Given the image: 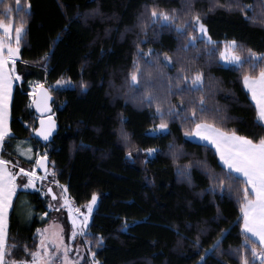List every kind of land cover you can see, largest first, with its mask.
<instances>
[{
  "label": "trees",
  "instance_id": "obj_1",
  "mask_svg": "<svg viewBox=\"0 0 264 264\" xmlns=\"http://www.w3.org/2000/svg\"><path fill=\"white\" fill-rule=\"evenodd\" d=\"M29 2L21 46V56L28 64L17 62L24 79L14 87L11 127L15 137L6 145L4 158L32 166L33 162L15 151L18 139L30 137L37 153H46L54 162L55 179L67 185L76 206L89 202L93 194L99 196L85 240L92 241L91 249L101 264H202L203 250L211 248L224 229L230 230L221 245L225 254L209 253L207 264H239L236 256L227 254L243 241L239 227L242 221L238 220L239 193L213 194L208 190L212 181L206 175L207 169L216 174L224 172L218 155L214 149L205 148L203 142L185 136L190 122L178 117L165 118L167 131H153L160 123L155 102L152 107L142 102L145 89L132 87L129 76L133 62L139 60L145 75L151 72L148 78L156 81L152 90L162 106L167 109L171 104L183 111L181 93L173 89L165 95L166 83L137 47L145 53L150 48L167 53L175 64L164 67L160 61L167 76L175 77L182 66L205 73L206 98L220 114L230 117L223 123L217 118V126L234 128L253 138L264 135V128L256 123L254 102L241 82L242 74L258 75L259 68L245 64L243 70H236L219 59L223 43L228 40L238 42L241 56L246 57L248 50L264 54L261 0H243L255 6L257 23L245 20L238 10L216 8L207 12L214 0H195V11L201 13L212 40L218 42V51L211 57L213 46L198 40L195 47L183 51L187 37L151 24L153 7L169 13L177 10L180 19L176 23H183L187 19L183 15L185 0H21L19 7L15 0H0V19H9L5 5L12 4V19L17 26ZM229 2L220 0L222 4ZM95 10L98 14H90ZM248 15L253 16V12ZM142 21L148 24L147 34L141 29ZM33 80L48 86L55 96L54 114L60 127L49 143L33 135L37 124L29 85ZM60 80L69 83L52 87ZM191 98L184 94L185 106ZM149 148L158 151L149 154ZM197 161L205 162L207 169L198 167ZM189 162L191 182L178 172V165L183 167ZM52 167L50 163L49 172ZM25 198L35 214H49V207L39 189L17 195L9 217V242L30 247L44 222L37 215L30 221L23 219L20 201ZM101 236L103 241L97 246ZM256 246L260 247L258 243ZM14 258H25L23 251L17 250Z\"/></svg>",
  "mask_w": 264,
  "mask_h": 264
},
{
  "label": "snow or ice",
  "instance_id": "obj_2",
  "mask_svg": "<svg viewBox=\"0 0 264 264\" xmlns=\"http://www.w3.org/2000/svg\"><path fill=\"white\" fill-rule=\"evenodd\" d=\"M21 0H15V6L19 7ZM261 12L259 22L264 24V0H261ZM31 8L30 2L27 3L20 15V23L14 27L12 13L13 5L6 4L5 12L9 19H0V264H101L97 259V254L92 251V241H86L88 245L87 251L89 258L80 255V249L69 246L64 238L63 227L53 231L51 229H37L38 243L29 248L28 245L10 244L9 239V213L14 210L13 198L17 195L19 188H36L37 182L47 180L49 176L53 179L52 184L59 185L62 190V196L57 197L52 187H47L44 195H51L53 201H57L58 207L49 205L54 212L66 209L71 216V236L72 241L76 240L77 235L87 236L89 221L92 216L93 208L97 203L98 196L93 194L91 200L81 207H76L74 201L68 195L67 185L59 184L56 178L54 162L48 160V156L39 155L35 157L34 167L26 169L20 167L18 162L13 163L11 160L4 158L6 145L10 144L14 139L15 133L11 127L12 108H13V85L23 81V76L17 70V62L24 65L28 61L21 56L22 40L26 35V27L24 23V13ZM216 8H225L227 11L238 10L245 20L250 23H257L255 6L253 4L243 3V0H231L229 3H220V0H214L207 9V12L214 11ZM253 12V16H249L248 12ZM92 15L98 14L95 10ZM183 15L187 19L183 23H176L180 19V14L173 9L172 13L168 11H158L155 7L150 10V18L152 25H159L161 28H169L174 30L178 37H187V44L183 45V51H187L189 46H196L198 40L205 44L213 46L209 50L211 57L214 51H218L216 47L217 41L212 40L208 35V29L203 22L200 12L195 11V0H185L183 6ZM148 24L142 21L141 29L147 34ZM58 39L60 37H57ZM240 45L236 40L226 41L223 51L219 52V59L228 65H232L236 70H243L245 64L251 69L259 68L258 75L244 73L241 76V82L247 92L250 93L251 100L254 102L256 110V123L260 128H264V54H256L248 50V55L241 56L238 53ZM178 51H180L178 49ZM137 52L148 58V63L156 67L161 79L166 83L167 89L165 95L170 94L173 89L181 93L180 105L181 111L174 105L169 104L167 109L162 106L159 96L153 93V87L156 81L149 79L151 72L145 75V70L141 67L139 60L133 62V71L130 73L129 81L132 87L144 88L145 91L140 99L149 107L155 102V115L159 118L160 123L153 128L156 132H165L168 130V122L166 117H178L182 122H190L184 135L195 137L204 142L205 148H212L219 157V163L224 169L223 174H216L211 169H207V165L203 161H197V166L207 169L206 175L212 181L209 185V191L213 194L217 192L227 191L229 194L233 192L239 193L238 203L240 216L238 220L242 221L241 234L243 241L240 247L229 249L228 255L236 256L239 264H264V135L253 138L249 135H241L236 129H226L217 126L215 122L218 118L222 123L227 122L230 117L220 114V110L212 106L209 99L206 98L205 73L202 70H192L181 67L175 77L167 76L160 65L163 61L164 67L172 66L173 57L167 53H157L154 49H148L145 53L137 47ZM47 59V56H45ZM191 73V75L189 74ZM142 77L143 83H142ZM175 80V83H173ZM31 83V82H30ZM69 81L60 80L57 84H65ZM183 83L184 87H180ZM162 86V85H161ZM87 87V85H82ZM184 94H189L192 98L188 101L189 106H185ZM31 104L43 114L50 113L51 107L48 103L51 100V94L43 84L36 82L32 84V92L30 93ZM208 114L211 115L210 122ZM56 128L55 120L48 116L47 120H40V127L33 128L32 131L37 135L48 140L52 132ZM23 143V142H21ZM16 151L22 156L32 159L29 155L32 153L31 147L26 150L21 148L20 144L16 145ZM149 154L156 153V148L146 150ZM131 157L132 153L129 151ZM175 157V153H173ZM49 163H52V171L49 172ZM37 169H42L44 175H39ZM179 174L188 182L192 179V164L180 167L178 165ZM23 177L26 183L21 181L17 183V178ZM225 177L227 179H225ZM62 200V203L59 201ZM85 210L82 211L81 208ZM48 213H43L42 218ZM28 218H31V211L27 212ZM127 227V223H125ZM230 235L229 229L220 232L218 238L213 242L211 248L204 249V255L200 257L202 264H207L206 257L209 253L220 255L225 253L221 250L223 241ZM103 241V237H99L96 241L99 246ZM199 244V239L196 241ZM257 243L260 245L257 248ZM23 251L22 259H15L14 253ZM76 253V258L71 257L72 252ZM251 255V262L249 260ZM224 264V262H221Z\"/></svg>",
  "mask_w": 264,
  "mask_h": 264
},
{
  "label": "rangeland",
  "instance_id": "obj_3",
  "mask_svg": "<svg viewBox=\"0 0 264 264\" xmlns=\"http://www.w3.org/2000/svg\"><path fill=\"white\" fill-rule=\"evenodd\" d=\"M209 35V33H208ZM210 36V35H209ZM228 41H231V40H228ZM226 41H224L225 43ZM224 43H223V47H224ZM223 51V49H222ZM225 65H228L226 63H224ZM64 81H67V80H64ZM36 82H39V81H36ZM36 82L32 81L31 83H29L30 85V89H31V92H32V84H35ZM40 83V82H39ZM65 85H68V83H65V84H57V82L55 84L52 85V87L54 88H57V87H62V86H65ZM39 175H43L41 172L38 173ZM52 179L50 178V176L48 177L47 180L43 181V187L41 186V182H37L38 183V189L42 192V194L44 195V191L46 190L47 186L48 185H52L53 188H54V191L55 193L57 194V197H61L62 196V190L60 189L59 185H55V184H52L51 183ZM30 189H34V188H30ZM98 196V195H97ZM23 197V196H22ZM48 199V207L49 205H53L55 207H58V203L57 201H53L50 196H45ZM91 200V199H90ZM98 200H99V196H98ZM98 200H97V203L96 205L94 206L93 208V212H92V216H91V219L89 221V225L91 224V221H92V217H93V214L96 210V207H97V204H98ZM21 202V201H20ZM60 203H62V200L59 201ZM88 203V202H87ZM86 203V204H87ZM86 204L82 205V206H85ZM75 205V204H74ZM23 209H24V214H21V216L23 217V219H26L27 221H30L32 220V218L37 215L38 218L43 221V225L40 226L38 229H41V230H44V229H51L53 231H56L59 229V227H63V230H64V238H65V241L69 244L70 247H72L73 249L75 248H79L80 249V255H83L85 256L86 259L89 258V253L87 251V247L88 245L86 244V240H85V236H81V235H77L76 237V240L75 241H72L70 239V236H71V216L68 214L67 210L66 209H61L60 211L58 212H54L50 209L49 207V214L46 216V217H43L42 218V214L39 213V214H35L34 212V209L31 207L30 204H24L23 203ZM76 206V205H75ZM78 207V206H76ZM81 207V206H80ZM82 211H84L85 209L82 207L81 208ZM28 211H31L32 213V216L31 218H28L27 216V212ZM89 227V226H88ZM88 230V229H87ZM38 235H37V231H36V240L34 241L35 243H38ZM34 242L30 245L29 248H32V245L34 244ZM71 257L73 259L76 258V253L73 251L71 254Z\"/></svg>",
  "mask_w": 264,
  "mask_h": 264
},
{
  "label": "crops",
  "instance_id": "obj_4",
  "mask_svg": "<svg viewBox=\"0 0 264 264\" xmlns=\"http://www.w3.org/2000/svg\"><path fill=\"white\" fill-rule=\"evenodd\" d=\"M33 81L36 82L35 80H33ZM18 82H19V81H18ZM30 82H32V81H30ZM16 83H17V82H16ZM16 83L13 85L12 93H13V91H14V87H15ZM249 94H250V93H249ZM190 138H191L192 140H194V141L202 142V141L198 140V139L195 138V137H190ZM21 142H23V143H21ZM203 143H204V142H203ZM17 144H20V145H21V148H23V149H25V150H26L27 148L31 147V149H32V153H30L29 155L32 157V159H29L28 157H25V156H22L21 154H19V153L16 151V145H17ZM15 151H16V153H17L18 156H20V157H22V158H24V159H26V160H29V161L33 162V165H32V166H27V165H23V164L18 163L20 167H24V168H26V169H32V168L34 167V160H35V157H36V156H39V154L37 153V151H36V149H35V145H34V142H33L32 138L28 137V138H21V139H18V140L16 141V143H15ZM37 173H39L38 169H37ZM22 180H23V182L26 183V180H24L23 177H18V178H17V183H18V184L21 183ZM37 189H38V183H37L36 188H34V189H30V188L25 189V188H22V187H21V188H19V189L17 190V195H18V193H19L20 191L37 190ZM17 195H16V197L13 198V205H14V206H15V201H16ZM25 195H26V194H22L21 196H25ZM21 202L24 203V204H28V203H29L28 200H27L26 198H25V199H21ZM11 212H12V211H10V213H9V217H10ZM41 214H43V213H41Z\"/></svg>",
  "mask_w": 264,
  "mask_h": 264
},
{
  "label": "water",
  "instance_id": "obj_5",
  "mask_svg": "<svg viewBox=\"0 0 264 264\" xmlns=\"http://www.w3.org/2000/svg\"><path fill=\"white\" fill-rule=\"evenodd\" d=\"M43 86H44L46 89H48L49 92H50V94H51V100L48 102V103L50 104V107H51V112H50V113H43V114H42V113H41V112L35 107V105H32V107H33V109H34V112H35V114H36V116H37V124H36V127H35V128H39V127H40V120H41V119H45V120H47L48 116H51L52 119L55 120L56 128H55V130L52 132V135L49 137L48 140H44L43 137L37 135V134L34 133V132H33V135H34V137H36L38 140H40V141H42V142H45V143H49V142H51V141L53 140V138H54V136L56 135V133L58 132L60 126H59V122H58V120H57V118H56V116H55V114H54V106H53V102H54V100H55V96H54V94L52 93L51 89H50L48 86H46L45 84H43ZM48 160L50 161L49 157H48ZM49 166H50V163H49ZM49 166H48V167H49ZM38 171L41 172V173L44 175V172H43L42 169H38ZM47 187H52L53 192H55V191H54V188H53L52 185H48ZM49 196H50V198H51V195H50V194H49Z\"/></svg>",
  "mask_w": 264,
  "mask_h": 264
}]
</instances>
